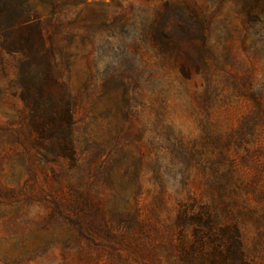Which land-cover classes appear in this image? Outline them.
Instances as JSON below:
<instances>
[{
	"label": "rangeland",
	"instance_id": "rangeland-1",
	"mask_svg": "<svg viewBox=\"0 0 264 264\" xmlns=\"http://www.w3.org/2000/svg\"><path fill=\"white\" fill-rule=\"evenodd\" d=\"M0 264H264V0H0Z\"/></svg>",
	"mask_w": 264,
	"mask_h": 264
},
{
	"label": "trees",
	"instance_id": "trees-1",
	"mask_svg": "<svg viewBox=\"0 0 264 264\" xmlns=\"http://www.w3.org/2000/svg\"><path fill=\"white\" fill-rule=\"evenodd\" d=\"M202 244V243H201Z\"/></svg>",
	"mask_w": 264,
	"mask_h": 264
}]
</instances>
